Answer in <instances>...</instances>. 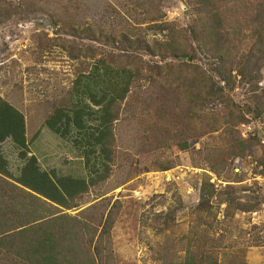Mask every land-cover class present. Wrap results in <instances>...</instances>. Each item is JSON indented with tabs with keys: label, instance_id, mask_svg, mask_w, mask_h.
<instances>
[{
	"label": "rangeland",
	"instance_id": "374dc122",
	"mask_svg": "<svg viewBox=\"0 0 264 264\" xmlns=\"http://www.w3.org/2000/svg\"><path fill=\"white\" fill-rule=\"evenodd\" d=\"M140 2L0 0V98L24 115L27 156L53 177H90L74 137L63 140L45 121L102 54H129L108 37L119 39L133 26L149 43L163 42L165 33L148 30L152 18L187 31L197 17L189 0H157L151 15ZM238 46L245 54L251 44ZM134 54L147 78L132 86L115 123L110 176L75 208L56 207L96 222L112 210L116 264H184L188 256L202 264L203 254L218 264H264V114L252 112L264 108V71L254 69L257 76L245 81L234 71L236 87L226 90L224 103L208 99L202 110L190 102L196 94L187 83L201 74L224 86L210 57L198 51L183 62ZM2 151L18 177L25 164L20 150L7 140ZM250 205L258 211H240Z\"/></svg>",
	"mask_w": 264,
	"mask_h": 264
},
{
	"label": "trees",
	"instance_id": "16d2710c",
	"mask_svg": "<svg viewBox=\"0 0 264 264\" xmlns=\"http://www.w3.org/2000/svg\"><path fill=\"white\" fill-rule=\"evenodd\" d=\"M140 1L148 15L156 10L153 8L157 0ZM189 3L196 6L198 18L187 31L178 29L172 22L152 18L148 30L165 33L163 42L149 43L144 30L133 26L121 33L119 39L110 35L108 40L128 46L129 54L118 58L102 54L88 73H80L76 78L67 102L45 121V127L63 140L74 137V146L89 171V179L53 177L42 171L36 157L27 156L24 115L0 98V176L9 179L0 185V264H116L111 239L112 210L105 220L102 217L96 222L63 214L56 206L75 208L76 201L90 187L110 176L115 123L132 86L147 78L142 59L134 52L158 53L183 62L193 60L198 51L210 57L215 63L212 71L224 86L214 77L201 74L198 82L187 83L196 94L190 102L201 105L202 110L208 99L224 103L226 90L233 91L236 87V78L245 81L255 78L258 69L264 71V0H189ZM91 32L86 29L83 33L92 35ZM245 41L251 46L248 53L242 54L238 44ZM65 50L75 57L67 47ZM157 69L149 66L151 71ZM227 101L231 103L230 98ZM252 112L262 117L264 108ZM238 120L242 122L244 116L239 115ZM7 140L20 150L25 160L18 177L10 173L2 151V143ZM230 156L240 158L242 153L231 152ZM258 207H240V211L256 212ZM200 256L202 264H218L212 263L207 255ZM184 264L195 262L188 256Z\"/></svg>",
	"mask_w": 264,
	"mask_h": 264
}]
</instances>
